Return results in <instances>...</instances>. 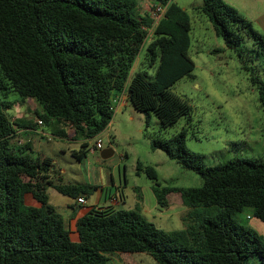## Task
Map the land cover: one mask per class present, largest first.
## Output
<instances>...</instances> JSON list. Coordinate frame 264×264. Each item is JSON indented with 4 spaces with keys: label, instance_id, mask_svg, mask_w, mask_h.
<instances>
[{
    "label": "trees",
    "instance_id": "1",
    "mask_svg": "<svg viewBox=\"0 0 264 264\" xmlns=\"http://www.w3.org/2000/svg\"><path fill=\"white\" fill-rule=\"evenodd\" d=\"M152 1L163 8L157 21L139 17L135 0H0V264H106L112 254H145L155 264H249L254 257L264 264V244L233 218L249 209L264 227V162L233 159L205 167L185 149L183 129L168 139L150 138L152 151L201 180L195 188L160 187L151 167L136 164L152 182L158 210L180 202L182 228L164 232L136 211L91 206L76 220L73 242L45 189L74 200L96 187L64 184L50 158H32L25 153L28 143L11 146L16 130L55 121L80 140L71 156L81 161L87 140L107 127L112 97L121 92L143 115L145 128L151 116L162 128L189 119V104L170 90L193 70L189 18L171 0ZM193 9L226 49L244 50L246 43L264 54V37L222 0H201ZM141 50L153 72L143 68L130 76ZM250 82L264 113V80L255 75ZM9 94L38 105L37 124L6 118L13 106ZM25 195L39 206H26Z\"/></svg>",
    "mask_w": 264,
    "mask_h": 264
},
{
    "label": "rangeland",
    "instance_id": "2",
    "mask_svg": "<svg viewBox=\"0 0 264 264\" xmlns=\"http://www.w3.org/2000/svg\"><path fill=\"white\" fill-rule=\"evenodd\" d=\"M135 1L139 17H152V0ZM171 2L186 13L190 22L188 56L193 63V70L190 77L181 78L170 88L171 92L189 104V119L183 116L172 126L162 128L151 116L145 128L143 115L129 104L120 112L112 114L107 127L97 137L87 140L88 152L81 161L71 156L73 151L79 149V143L53 136L52 132L57 126L51 122L36 126L34 132L17 134L11 140L13 147L28 143L30 150L25 153L32 158L43 156L54 160V170L64 184L104 186L106 181L103 174L111 171L116 185L119 181L124 196V203L115 209L136 211L164 232L182 228L180 218L184 208L174 199L166 209L158 210L150 191L152 182L136 171V164L151 167L160 187L195 188L201 185V180L195 173L181 169L163 152L152 151L149 147L150 138L168 139L183 129L185 149L200 156L205 167L233 159L264 162V113L256 87L250 82V78L255 75L264 80V54L249 49L250 45L246 43L244 50L241 47L238 51L226 49L208 19L193 9L200 5L201 0ZM230 4L227 5L264 37V0H232ZM256 54L258 58L254 59ZM141 55L142 50L132 65L130 76L143 68L149 75L152 74L153 69L145 68ZM242 66L251 67L254 71L245 70ZM7 100L13 103L11 109L5 112L8 120L24 118L36 121L33 110L40 113V108L34 101L26 99V102L21 103L14 94H9ZM62 129L67 134V129ZM96 139H100L101 149L109 148L112 151L108 159H100V150H91ZM45 194L51 206H58V214L67 228L68 211L63 209V204L71 199L51 188H46ZM96 199L97 194L89 191L85 197V208L94 204ZM233 218L241 226L252 229L264 244V227L252 216L251 210L243 209ZM106 264L155 263L145 254H112L108 255ZM249 264H258L256 257L250 259Z\"/></svg>",
    "mask_w": 264,
    "mask_h": 264
},
{
    "label": "crops",
    "instance_id": "3",
    "mask_svg": "<svg viewBox=\"0 0 264 264\" xmlns=\"http://www.w3.org/2000/svg\"><path fill=\"white\" fill-rule=\"evenodd\" d=\"M224 1L227 4L231 5L230 3L232 0H224ZM112 99H114L116 101V104H117L116 110L113 114L120 112V110L126 108L129 105V103L126 100V95L124 92H121L119 94H115L112 97ZM24 102H26V101L25 100L21 101V103H24ZM33 111H34V115H36L35 113H37V112H35V110H33ZM11 121H18L21 123L22 122H24V123L25 122H32V123L37 124V119L34 122L31 120H25L24 118L23 119H17V120L12 119ZM51 124H54L58 128V129L56 128L55 132H52L53 136L63 138V139L73 140L74 142H78L80 144V140H74V139L70 138V136H71L70 127H65L64 125L57 123L55 121H51ZM36 126L40 127V126H38V124ZM36 126H34L33 129H30V130L18 129V130H16V135L17 134L18 135L19 134H26L30 131L34 132ZM41 126H43V124H41ZM60 127L67 129V134H65L63 132V129ZM40 134L42 135L43 133L40 132ZM41 158H43V156ZM47 158H49V157H47ZM51 164H52V166H54V160H52V159H51ZM53 169H54V167H53ZM96 173H97V176L100 175L99 171H97V170H96ZM103 178L106 181L104 186H99V184L98 185H89V186L96 187L94 192L97 194V199L95 200L94 204H92L91 206L112 207L115 209V207L117 205H119L120 203H124V196H123L122 191L120 189L119 181H118V184L116 185L111 171H107L106 173H104ZM117 178H119L118 173H117ZM123 184H124V182H123ZM81 185H86V184H81ZM134 189L136 190V188H134ZM23 201H24V204L26 206H31V207H35V208H37L39 206V204L36 203L30 195H25ZM47 201H48V204L50 205L48 198H47ZM85 205H86L85 204V198H84V204L83 205L76 204L75 199L74 200L71 199L70 201H65L63 204V209H66L68 211V213L66 214V217H67L66 226H67V229L70 233L69 234L70 239L73 242L77 241V235L74 232V224H75L76 220L79 217H81L91 207V206H88L87 208H85ZM52 207L58 213V210H57L58 206L56 205V206H52ZM80 208H82V209H80Z\"/></svg>",
    "mask_w": 264,
    "mask_h": 264
},
{
    "label": "built area",
    "instance_id": "4",
    "mask_svg": "<svg viewBox=\"0 0 264 264\" xmlns=\"http://www.w3.org/2000/svg\"><path fill=\"white\" fill-rule=\"evenodd\" d=\"M162 13H163V8H161V7L158 6V5H155V6H154V9H153V11H152V17H151V18H152L154 21H157L158 18L161 16ZM116 106H117L116 101H115L114 99H112V101H111V107H110V110L112 111V113L115 112V110H116ZM38 124H39V122H38ZM96 137H97V136H96ZM91 150H92V151H93V150H96V151L101 150V141H100V139H96V140H95L93 146L91 147ZM75 203H76V204H79V205H83V204H84V199L80 196V197H78L77 199H75Z\"/></svg>",
    "mask_w": 264,
    "mask_h": 264
},
{
    "label": "water",
    "instance_id": "5",
    "mask_svg": "<svg viewBox=\"0 0 264 264\" xmlns=\"http://www.w3.org/2000/svg\"><path fill=\"white\" fill-rule=\"evenodd\" d=\"M112 155V151L109 148L101 149L99 151V157L102 160L108 159Z\"/></svg>",
    "mask_w": 264,
    "mask_h": 264
}]
</instances>
